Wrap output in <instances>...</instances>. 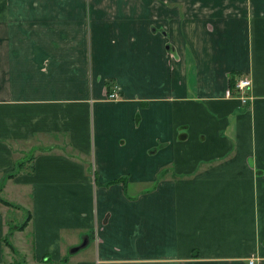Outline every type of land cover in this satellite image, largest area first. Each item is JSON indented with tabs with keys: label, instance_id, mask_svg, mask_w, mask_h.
<instances>
[{
	"label": "crops",
	"instance_id": "1",
	"mask_svg": "<svg viewBox=\"0 0 264 264\" xmlns=\"http://www.w3.org/2000/svg\"><path fill=\"white\" fill-rule=\"evenodd\" d=\"M0 193L26 264H264V0H0Z\"/></svg>",
	"mask_w": 264,
	"mask_h": 264
},
{
	"label": "rangeland",
	"instance_id": "2",
	"mask_svg": "<svg viewBox=\"0 0 264 264\" xmlns=\"http://www.w3.org/2000/svg\"><path fill=\"white\" fill-rule=\"evenodd\" d=\"M32 154L33 153L31 152L30 154H27V155H28V157H31ZM22 163H25V162H22ZM3 180H5V178ZM5 195H11L15 199H17V201H22L21 199L17 198V196H15V193H13V192L7 191L5 194H3L4 197H6ZM23 195H24L23 196V204H28V199H27L28 195H26V194H23ZM0 199L6 201L7 204H8V205L7 204L6 205L13 209V210L9 209L10 211L8 213V218H7L8 219V222H7L8 223V228L6 230L5 237L8 239V241L11 240L10 242H16L17 243L19 241L20 237L19 236H16V237L13 236L14 237L13 238L12 234L15 231H19L17 229V227L19 226V224L22 223V221H24L26 219H28V221L30 220V211L27 208L22 207L20 204H16L14 202H10V201H8L6 199H3L2 197H0ZM28 221H27L26 225L28 224ZM9 228H12V230H13L12 233H10ZM22 255H24V254H22ZM49 262H51V261H49ZM49 262H45V263L42 262V263L43 264H50ZM42 263L39 261V262H37L35 264H42Z\"/></svg>",
	"mask_w": 264,
	"mask_h": 264
},
{
	"label": "trees",
	"instance_id": "3",
	"mask_svg": "<svg viewBox=\"0 0 264 264\" xmlns=\"http://www.w3.org/2000/svg\"><path fill=\"white\" fill-rule=\"evenodd\" d=\"M235 84H236L235 80H233V78H230L229 85L234 88ZM21 164L23 163L22 162L18 163L16 172L20 170L19 168H21ZM13 175H15V172H13L12 174H9V176H13ZM0 201L3 202L4 204H7V202L2 199H0ZM27 221L28 219L22 221V223L19 224L17 229L23 230L26 226ZM9 230H10V233L13 232L12 228H9ZM3 242L9 248L10 252L12 253V257H13L12 261L9 262L8 264H26L25 257L17 250V248L10 241H8L6 237L3 238ZM42 259L40 260V262H44V263L47 262Z\"/></svg>",
	"mask_w": 264,
	"mask_h": 264
},
{
	"label": "built area",
	"instance_id": "4",
	"mask_svg": "<svg viewBox=\"0 0 264 264\" xmlns=\"http://www.w3.org/2000/svg\"><path fill=\"white\" fill-rule=\"evenodd\" d=\"M251 86V81L247 77L240 78L236 81L235 88L239 92V97L243 102L251 99L248 89ZM226 95L229 96V90L226 91ZM119 98V94L116 91L107 94V99L115 100ZM249 263H252L250 261Z\"/></svg>",
	"mask_w": 264,
	"mask_h": 264
},
{
	"label": "water",
	"instance_id": "5",
	"mask_svg": "<svg viewBox=\"0 0 264 264\" xmlns=\"http://www.w3.org/2000/svg\"><path fill=\"white\" fill-rule=\"evenodd\" d=\"M87 242H88V239H87V238H83V239H82V242H81L79 245L72 247V248L69 250V252H70V253H74V252H76V251L79 250L80 248L84 247V246L87 244Z\"/></svg>",
	"mask_w": 264,
	"mask_h": 264
}]
</instances>
